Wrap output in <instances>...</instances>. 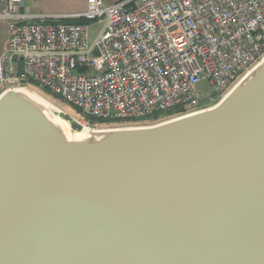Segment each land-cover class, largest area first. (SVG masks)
<instances>
[{"label": "water", "instance_id": "95a60500", "mask_svg": "<svg viewBox=\"0 0 264 264\" xmlns=\"http://www.w3.org/2000/svg\"><path fill=\"white\" fill-rule=\"evenodd\" d=\"M41 96L0 92V264H264V56L150 124L88 127Z\"/></svg>", "mask_w": 264, "mask_h": 264}, {"label": "built area", "instance_id": "2783aa9c", "mask_svg": "<svg viewBox=\"0 0 264 264\" xmlns=\"http://www.w3.org/2000/svg\"><path fill=\"white\" fill-rule=\"evenodd\" d=\"M0 92L40 88L80 124L129 126L213 105L264 56V0H85L70 15L0 0ZM84 18L88 23H63ZM100 25L90 40L89 27ZM204 82L208 90L199 93Z\"/></svg>", "mask_w": 264, "mask_h": 264}, {"label": "rangeland", "instance_id": "374dc122", "mask_svg": "<svg viewBox=\"0 0 264 264\" xmlns=\"http://www.w3.org/2000/svg\"><path fill=\"white\" fill-rule=\"evenodd\" d=\"M84 0H29V4L34 6L36 9V11H41V12H65V11H70V10H76L77 8H82L81 5L83 3ZM100 28V25L97 24H91L89 27V38L90 40L96 35V32L98 31V29ZM40 88L36 87L33 88V90L41 93L45 98H47L48 100H50L52 103H54L55 105H57L60 109H62L65 114L66 117L68 119H71L73 117H76V109H74L72 106H70L69 104L65 103L64 101L60 100V99H55L51 96H49L46 93H43L41 91ZM207 85L202 82L199 86H198V91L199 93H203L205 91H207ZM151 122L148 121L147 124H150ZM144 124V123H142ZM146 124V123H145ZM139 125V124H138ZM104 128V127H115L114 125H106V126H101L98 123H96V127L95 128Z\"/></svg>", "mask_w": 264, "mask_h": 264}, {"label": "crops", "instance_id": "0c3cea01", "mask_svg": "<svg viewBox=\"0 0 264 264\" xmlns=\"http://www.w3.org/2000/svg\"><path fill=\"white\" fill-rule=\"evenodd\" d=\"M26 5H27V11L33 14H39V13H47V14H55V15H70L73 13H78L81 12L84 9L85 6V0L83 1L81 5V9L77 8L76 10H70V11H65V12H41V11H36L35 7L29 4V0H24ZM106 4H111L114 3L117 0H103ZM2 10V7L0 5V11ZM6 21L4 19H0V55L4 51L6 43H7V31H6Z\"/></svg>", "mask_w": 264, "mask_h": 264}, {"label": "bare ground", "instance_id": "6f19581e", "mask_svg": "<svg viewBox=\"0 0 264 264\" xmlns=\"http://www.w3.org/2000/svg\"><path fill=\"white\" fill-rule=\"evenodd\" d=\"M16 90L20 91L23 95H25L26 97H28L30 100H32L33 102H35L36 104L43 106L44 108L49 107V103L41 96L42 94L31 89L28 87H23V86H15ZM37 92V93H35ZM39 93V94H38ZM41 94V95H40ZM58 124L61 127H65V129L67 130L66 126L63 124V122H59Z\"/></svg>", "mask_w": 264, "mask_h": 264}, {"label": "trees", "instance_id": "16d2710c", "mask_svg": "<svg viewBox=\"0 0 264 264\" xmlns=\"http://www.w3.org/2000/svg\"><path fill=\"white\" fill-rule=\"evenodd\" d=\"M61 22H63V23H79V24L88 23V21L84 18H67V19H62ZM41 91L43 93H46V91L44 89H41ZM55 99H57V98H55ZM76 114L79 116H82L81 113L78 111ZM157 119H159V114H155V115H152L151 117H147L148 121H151V120L155 121ZM89 121H91V123H99V124L102 123V121H97L95 119H89Z\"/></svg>", "mask_w": 264, "mask_h": 264}]
</instances>
